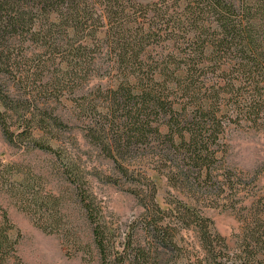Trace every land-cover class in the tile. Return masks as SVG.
I'll list each match as a JSON object with an SVG mask.
<instances>
[{
    "label": "trees",
    "instance_id": "trees-1",
    "mask_svg": "<svg viewBox=\"0 0 264 264\" xmlns=\"http://www.w3.org/2000/svg\"><path fill=\"white\" fill-rule=\"evenodd\" d=\"M53 102H71L86 144L115 172L142 179L133 191L141 211L122 230L103 218L84 168L65 163L97 264H264V196L243 216L244 258L229 255L193 204L157 199L160 179L197 200L215 184L239 190L230 171L217 170L231 127L264 126V0H0L5 141L60 158L62 145L32 135L39 128L56 140L75 126L40 110ZM40 227L58 233L67 254L92 251L72 224ZM183 230L198 239L192 256L182 254ZM17 237L0 203V264H17Z\"/></svg>",
    "mask_w": 264,
    "mask_h": 264
},
{
    "label": "rangeland",
    "instance_id": "rangeland-1",
    "mask_svg": "<svg viewBox=\"0 0 264 264\" xmlns=\"http://www.w3.org/2000/svg\"><path fill=\"white\" fill-rule=\"evenodd\" d=\"M95 83L92 82L90 86ZM70 108L71 102H53L48 109H40L44 113L51 110L63 122L75 125L70 129H61L58 133L50 128L58 139H49V133L39 128L32 133L37 139L47 138L54 147L62 145L65 152L60 158L30 148L27 140L8 143L0 130V203L7 210L15 231L18 230L15 246L17 264H97L96 253L89 245L91 237L88 223L76 198L74 186L65 172L68 160H71L72 167L68 165L67 170L84 168L87 185L101 207L104 219L123 230L141 211L133 191L142 179L138 176H121L114 171L109 159L88 146L81 126L69 114ZM7 120L11 123V129L19 131V114H11ZM226 143L225 163L217 173L230 171L234 185L239 187L238 191H231L229 187L220 188L215 184L211 195L197 200L190 191L175 192L164 179H160L157 199L162 206L166 205L164 201L177 197L193 204L211 219L213 228L225 237L229 255L244 258L240 252L243 216L252 204L259 203L264 196V126L260 129L231 127L227 132ZM68 152L72 153L71 159L67 156ZM22 196L25 198L24 204L20 201ZM54 219L74 225L92 251L67 254L61 236L55 232L48 233L40 227L50 225ZM181 247L182 254L187 257L193 255L198 249L195 232L182 231Z\"/></svg>",
    "mask_w": 264,
    "mask_h": 264
}]
</instances>
